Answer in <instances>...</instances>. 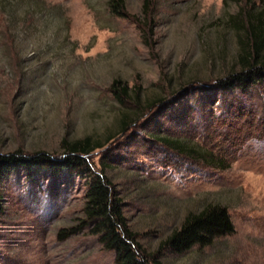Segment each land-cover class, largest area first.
<instances>
[{
  "label": "rangeland",
  "instance_id": "1",
  "mask_svg": "<svg viewBox=\"0 0 264 264\" xmlns=\"http://www.w3.org/2000/svg\"><path fill=\"white\" fill-rule=\"evenodd\" d=\"M121 1L125 17L108 0H0V154L58 159L61 142L89 137L104 144L89 162L107 167L146 258L264 264V78L227 82L245 69V15L264 12V0ZM114 80L128 91L123 105ZM123 116L136 122L119 134ZM85 182L42 168L6 174L0 264H114L90 224L78 226ZM214 204L232 233L182 253L164 245Z\"/></svg>",
  "mask_w": 264,
  "mask_h": 264
},
{
  "label": "trees",
  "instance_id": "2",
  "mask_svg": "<svg viewBox=\"0 0 264 264\" xmlns=\"http://www.w3.org/2000/svg\"><path fill=\"white\" fill-rule=\"evenodd\" d=\"M148 5L149 0H144V8H148ZM108 7L111 14L126 16L121 0H108ZM244 23L245 36L250 43L240 56V62L245 69L227 80L241 87H244L247 81L254 82L255 78L257 80L264 78V12L259 10L254 15H245ZM110 91L116 101L123 105L122 99L128 96L126 87L114 80L111 82ZM160 104H163V100ZM135 122L136 119L123 116L119 134L126 132ZM153 141L165 147H172L176 151L180 149L182 151L185 147L176 139L157 135L153 136ZM103 147L104 144L93 143L89 137H85L71 143L61 142L62 156L58 159L41 152L33 155H24L18 151L0 154V183L6 174L18 168H42L53 175L66 173L84 178L86 181L85 202L81 209L82 217L78 226L90 224L89 233L98 235L102 247L114 253V264H159L141 253L134 241V235L128 230L121 211V202L113 193L110 182L103 175L102 169L105 170L107 167L103 165L99 171H95L89 162L88 156ZM188 151L193 150L188 149ZM1 205L0 195V210ZM232 231L233 227L226 209L216 204L206 205L198 213L188 214L180 227L169 235L164 245L175 253H182L194 244L208 245L213 238L230 234Z\"/></svg>",
  "mask_w": 264,
  "mask_h": 264
}]
</instances>
